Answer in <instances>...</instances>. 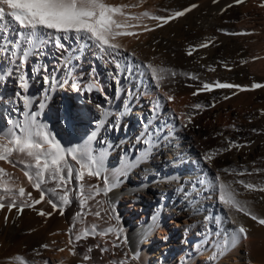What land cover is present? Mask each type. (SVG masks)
I'll list each match as a JSON object with an SVG mask.
<instances>
[{
	"label": "bare ground",
	"instance_id": "1",
	"mask_svg": "<svg viewBox=\"0 0 264 264\" xmlns=\"http://www.w3.org/2000/svg\"><path fill=\"white\" fill-rule=\"evenodd\" d=\"M106 2L116 6H128L123 8L124 15H118L117 19L126 22L125 30L136 32L139 36L138 39L132 36L118 38L117 42L121 48L127 51L117 59L122 63H132L131 58L125 61L124 56L135 53L136 63L151 62L154 66L174 70L177 75L166 79L162 85V91L174 95V101H162L163 106L153 114V102L162 93L156 90L147 75H134L130 78L127 73H123L120 76V84L117 85L109 75L116 71L112 63L106 64L105 60L95 54V49L84 48L78 52L77 49L81 48V45L70 39L63 42L71 51L57 50L52 43H46L42 47V54L30 55L20 69L9 64L7 59H0V72L4 74L3 79H0V130L11 127L3 118L4 114H9L8 117L12 121L24 119L25 102L15 95L21 92L28 98L27 111L37 113L39 122L45 125L62 145L68 147L88 144L93 154H102L105 174L115 187L106 195L101 193L100 197L105 200L103 204L111 215L118 217L117 227L113 222L111 227L122 229L120 239H117L116 232L101 235L110 226H102L99 218L95 215L93 217L92 206H89V210L92 208L91 216L84 218L79 189L73 179L68 185V204H63L58 195L48 193L44 201L32 208L25 207L22 214H17L15 208L11 212L7 207L0 210V264H97L98 256L94 250L97 247L107 249L102 255L116 262L118 259L113 245L118 241H122L123 248L128 252L129 258L124 253V257H127L126 264H264V226L253 221L250 216L232 213L231 219H228L219 212L213 213L212 208L208 213H203L206 207L204 201L194 199L190 195L176 199L178 193L163 206L167 195H171L172 191L178 188L180 178H187V174L191 177L197 176L199 172L197 164L193 161L196 158H191L190 154L191 151L196 152L197 147L183 140L187 133L185 124L190 126L186 116L195 111V108L190 107V113L187 112L185 106L188 107L189 104H186L185 98L177 97V90L188 91L192 88L189 80H194L199 88L204 83L216 81L244 87H251L253 83L264 84V7L260 6L264 4V0H245L241 4H235L234 0H217L216 3L213 0ZM192 4L198 7L183 17L171 20L154 31L143 30L145 25L153 27L157 23L151 19L152 14L167 16L170 12L182 10ZM145 11L150 13L149 17L134 19ZM128 25L133 27L129 28ZM255 27L256 35L254 34L255 38L252 40L251 32ZM245 30L251 35L245 37L226 34L243 33ZM208 40L212 41L208 47L198 48L191 56L187 54L190 46H198ZM75 56L79 58H73L71 65L65 66L64 59ZM93 68L95 79L102 91H88L86 88L93 80ZM181 72L198 79H190L189 75H183V78L179 76ZM20 75L27 77L26 92L20 89L16 82V77ZM42 76L55 77V83L42 81ZM225 96L229 98L219 104ZM192 97L202 103L200 110L204 114L205 123L202 129H198L199 135L207 126L209 128L224 122L226 112L231 118H234L231 114L239 117L242 112L235 107L239 106L238 104L244 106L243 115L251 114V107L256 108V114L264 110V87L250 92L237 88H214ZM215 99L218 101L215 110H206L204 102L208 100L211 103ZM58 100L63 101L61 105ZM63 104L69 109L65 111V121L60 116ZM53 118H56L58 124H64L57 125L62 135L66 132L65 128H69L65 141L58 137ZM149 120L152 123L147 130L153 131L163 127V132L156 135H167V138H161L158 144H154L146 153V145L142 141L145 139L144 125ZM260 120L264 123V113ZM124 124L126 131L121 134L119 129ZM173 139L176 140L175 149L170 150V142ZM132 143L136 148H132ZM22 158L29 159L18 153H13L10 157L14 160ZM69 161L74 164L70 158ZM126 165L130 166L126 168ZM186 166L189 172L184 174L182 169ZM22 167H13L5 161H0V168L5 170V174L0 175V181H6V186L12 187L17 195L18 188L24 187L26 194L31 193L32 199H39L40 192L29 183ZM195 179L192 186H195L199 193L212 191L213 183L208 177L207 180L200 179L199 176ZM201 180L204 181L203 184L198 183ZM98 183L102 186V182L95 177L85 175V195L89 185ZM42 187L49 188L46 184ZM3 191L4 187H0V192ZM48 199H52L62 208V215L59 210H53L47 203ZM10 201L11 197L5 194L4 202L7 204ZM90 201L88 200L87 204L90 205ZM40 210L52 215H38ZM255 211L257 217L264 218V197L256 199ZM93 225H96L95 234L83 238L92 242L88 247L91 252L80 248L75 240L73 244H69L70 227L74 237L85 229L91 231ZM239 225L248 230V239H240L221 251L222 236L230 235ZM45 244L49 245L47 249L41 247ZM70 248L75 251V255L69 251ZM85 255L90 256V259L84 261ZM17 256L22 259H15ZM133 256L138 258L133 259Z\"/></svg>",
	"mask_w": 264,
	"mask_h": 264
},
{
	"label": "snow or ice",
	"instance_id": "2",
	"mask_svg": "<svg viewBox=\"0 0 264 264\" xmlns=\"http://www.w3.org/2000/svg\"><path fill=\"white\" fill-rule=\"evenodd\" d=\"M214 3L217 0H213ZM245 0H234L235 4L244 3ZM135 6V5H134ZM233 5H229L232 7ZM264 7V4L260 5ZM127 5H111L106 0H0V59H7L9 64L15 66V68H22L30 55L33 53L42 54V47L46 43H52V45L61 51H71L67 48L63 41L74 40L81 45V48L77 51H83L84 48L95 49V54L105 63H112L115 66V72L109 73L112 79L117 85L120 84V76L123 73H127L131 78L136 75L138 77L148 76V78L154 83L156 90L161 91L162 95L158 97L152 105L151 112L156 114L163 106L162 101L172 102L174 101V95L169 92L162 91V85L166 79L174 78L177 73L166 67L154 66L153 63L139 62L136 63L135 53H128L124 56V60L128 61L132 59V63H122L117 57L121 56L127 50L122 49L117 42L118 38L125 36H132L139 38L138 34L133 31L125 30V21L117 19V16H123V8ZM198 7L196 4H192L182 10L170 12L167 16L151 15V19L157 23L153 27L145 25L144 31H154L155 28L163 27L171 20L183 17L186 13L191 12ZM150 13L145 11L134 19L140 20L142 17H149ZM128 27H133L128 25ZM229 35H249L251 33H226ZM212 41L208 40L201 43L198 46H190L187 54L192 55L198 48H205L211 44ZM78 59V56L67 57L64 59L65 66L71 65L72 59ZM110 58V59H107ZM19 61V63H17ZM246 63L247 61H242ZM210 71L214 69L209 68ZM45 71H47L45 69ZM11 73H9L10 75ZM192 79H198V77L191 76ZM3 73L0 72V79H3ZM93 80L86 86L88 91L97 89L102 91L101 86L95 79V69H92L91 73ZM46 83H55V77L49 78L45 76ZM18 87L24 92L28 89L27 77L25 75L19 76ZM264 87V84L253 83L250 89L241 88L239 85H233L231 83L213 82L204 83L201 88L194 92L193 95L199 94L200 91H212L214 88L219 89H232L237 88L241 91L258 89ZM129 90V95H131ZM235 94V93H234ZM20 99L24 100L25 112L23 113L24 119L18 122L8 120L10 128L0 130V161H5L11 164L13 167L18 165L23 166V174L27 177L29 183L35 190L40 192L39 199H32L31 193L25 192L24 187L18 188V195L12 187H7L6 181H0V187H4V191L0 192V210L7 207L11 212L14 208L17 214H22L25 207L32 208L36 204H40L45 200L46 194L52 193L58 195L60 201L63 204H68L69 191L68 185L73 181L77 182L79 189V197L81 207L83 208L88 200H94L96 196L104 193L105 195L115 187V184L109 179L108 175L104 171V158L102 154H93L92 148L88 144L72 145L65 147L62 143L51 134L47 127L41 124L38 120L37 113L29 112L28 98L23 96L21 92L15 94ZM225 99L229 97L225 96ZM195 109H200L202 105L195 104L192 106ZM264 113V110H262ZM186 114H181L185 116ZM188 123H191V116H186ZM152 121L149 120L145 123V139L142 141L145 145L146 153L154 145L158 144L161 138L166 139L167 135L160 137L156 133L163 132V127H158L153 131H148ZM187 127V124H185ZM234 127V126H233ZM255 131V130H254ZM148 137H154L155 139H148ZM234 143L229 144L230 150ZM13 153L23 154L29 159H10ZM216 153H206L204 160L206 163H210ZM69 158L73 163H70ZM34 161V163H32ZM78 166V167H77ZM126 165L125 167H129ZM222 171L231 173L233 170L223 169ZM260 171V170H257ZM5 174V170L0 168V175ZM245 172L237 173V175H244ZM251 174V173H247ZM85 175L88 177H95L98 181L102 182L96 185H89L87 195L84 192L83 181ZM220 179L219 176L216 178ZM54 182V188L45 189L43 185ZM203 184L204 181L198 182ZM243 185L246 190H259L264 191V188L257 189L255 185L251 183H245L244 181H237ZM220 188V201L225 204L229 209H235L238 212H243L245 215L251 217L253 221L264 226V218H259L256 215L246 210V207L242 205L237 199L234 190H229V186L221 183ZM59 190V191H58ZM5 194L11 197L9 203H5ZM26 196V198H25ZM30 201V202H29ZM47 203L50 204L54 211L59 210L61 215L63 214L62 208L54 202L52 199H48ZM41 216H51L52 213H45L43 210L38 212ZM79 215V214H78ZM97 217H100V212L94 213ZM118 219V217H116ZM8 217H5L7 222ZM96 225L92 226L91 231L85 229L81 234L72 235V228L69 229V244H73V240L79 241L86 238L89 234H95ZM116 232L117 239H120V232L122 229H116L109 227L101 235H107L108 233ZM55 235V233H54ZM240 239H248V230L239 225L230 235L222 236L221 251L231 247ZM55 243V242H53ZM41 247L47 249L49 245L45 244ZM113 247H119L118 244H114ZM64 249H60L63 251ZM69 251L75 255L73 249ZM91 252V248L88 249ZM101 251H107V249H101ZM219 255V253H217ZM133 259H137V256H133ZM17 260L22 258L17 256ZM90 259V256L85 255L84 261ZM127 257L124 260L118 262V264H126Z\"/></svg>",
	"mask_w": 264,
	"mask_h": 264
},
{
	"label": "rangeland",
	"instance_id": "3",
	"mask_svg": "<svg viewBox=\"0 0 264 264\" xmlns=\"http://www.w3.org/2000/svg\"><path fill=\"white\" fill-rule=\"evenodd\" d=\"M247 30H249V29H247ZM247 30H245V32H243V33H248L250 31V30L249 31H247ZM251 33H252L251 37L253 38L252 40H254L255 35H256V27L252 29ZM244 36L247 37L248 35H244ZM200 49H202V48H200ZM254 49L256 50V47ZM181 73L179 76H182L183 78H185V76H183ZM44 78L45 77L42 76V81H45ZM16 82L17 83L19 82V77L18 78L16 77ZM189 83H190V85H192V86H190L192 88H190L188 91H186V90H179L178 91L177 90L176 94H177V97H179L181 99L185 98L187 100L186 101L187 103L186 102L185 103L187 105L188 104L189 105H188V107L187 106H185V107L187 108V112L190 113L189 109H191L193 105L202 104V103H199L195 99L193 100V97H192L193 93L197 92V90L199 89L200 86L195 84L194 80H191V81L189 80ZM196 85H197V87H196ZM193 86H195V87H193ZM193 88H195L196 90H194ZM241 88L250 89L251 87L241 86ZM251 90H253V89H251ZM64 91L68 92L65 89H64ZM245 91L250 92L249 90H245ZM200 92H202V91H200ZM68 94H69V92H68ZM225 100H226L225 98H222V101H219V104H223L225 102ZM188 101L190 103H188ZM58 102L61 105L63 101L58 100ZM192 102L193 103L195 102V103L193 104ZM217 103H218V101L216 99L212 100L211 103L208 100L204 102V104L206 105V110H209V111L215 110V105H217ZM67 105H68V103H67ZM238 105L239 106L236 105L235 107H237V109H239L242 112V114H240L239 117L235 114H231L234 117V118H231L228 116V114L226 112V116H225L226 118L224 117L225 118L224 122H222L218 125H214L213 127H209V128H207L208 127L207 126L206 128L203 129V132L201 135H199L198 129H202L201 127L205 123L204 122V114L202 113V110L195 109V111H193L189 114L191 116V123H190V126L185 127L187 133L185 134L183 140L187 143L191 142V144H193L197 147L196 152L191 151L190 154H191V158L192 157L196 158L193 161L195 162V164H197V166L199 168V172H198L197 176L193 175L191 177L190 174H187L189 172L188 166L183 168L182 172L184 174L189 175V176L187 178L183 176V179L180 178V180H179L180 182H178L179 183L178 188L176 190H173L171 195L170 194L167 195V199L165 200V203L164 204L162 203L163 206L166 205L167 201L171 197L175 196V194L178 193V195L176 196V199H181L182 197L187 198V196L190 195L194 199L204 201V203L206 204V207L202 211L203 213H208L209 210H211V208H212L213 213L219 212L220 214L226 216L228 219H231L230 216L232 215V213H234L236 215H240V213L243 214V212H238L235 209H229L225 204H223L220 201V199H219V195H220L219 185L221 183H223V184L229 186V190H234L235 195H236V199L242 205H244L246 207L247 211L252 212L251 214H253V215H256V211H255L256 210V199L263 198L264 197V191L246 190L243 187V185H241L240 183H237V181H244L245 183H251V184L255 185L257 189L264 188V151H263L264 150V148H263L264 147V135H263L264 134V127H263L264 123L262 120H260L262 113L257 112L258 114H256V108L253 109L251 107L250 111H252V113L243 115L244 111L242 110V108L244 106H242L240 104H238ZM255 107H256V104H255ZM66 109H68V108L65 107V104H63V107L60 108V112H61L60 116L63 117L62 120H64V121H65V119H64L65 115L64 114H65ZM259 114H261V115L259 116ZM2 116L8 122L9 114L8 115L4 114ZM186 120H187V118H186ZM256 122H258V124H256ZM262 123H263V125H262ZM53 124H54V127L56 128V131L58 133V137L60 138V140L65 141V139L67 138L66 134H69V128L68 127L65 128L66 132H65V134L62 135L61 132L59 131L60 129L57 127V125H64V124H60V123L58 124L56 118H53ZM119 131L121 134L125 133V131H126L125 124L122 125V127H120ZM260 137H262V139ZM175 142H176L175 139H173L170 142V146H169L170 150L175 149ZM230 142L234 143L235 145H239V147L233 146V147H231L230 150H225V149L229 148ZM256 147H257V151H256ZM132 148H136L134 143H132ZM210 152L216 153V154L214 155V158L212 159V161L210 163H206L203 158H204L206 153H210ZM223 169H230L233 171L231 173H228V172L222 171ZM257 170H260V171H257ZM240 172H245V174L244 175H237V173H240ZM192 173H194V172H192ZM247 173H251V174L249 175ZM198 176L200 179L206 178V180L208 177L209 181H212L213 188H212V191L210 193L205 192L204 194L203 193L201 194L196 190L195 186L194 187L192 186V184L194 183V179ZM217 176L220 177L219 180L216 179ZM46 186H48L49 188H54L55 183L49 182L46 184ZM98 196L99 197H97V196L95 197L96 199L90 201V205L88 203L82 208V215L83 216L85 215L84 218L89 216V215L91 216L92 208L89 210V208H90L89 206H92L94 208V211L92 214L93 217H94L95 212H97V211L100 212L101 215H100V217H98L99 218L98 221L100 222V224L102 226H108V227L110 226L111 227V222H113L117 227L115 216L111 215V213L108 211L107 207H105V205H104L105 200L103 201V199H101L100 195H98ZM157 204L159 205V202H157ZM211 205H212V207H211ZM253 205H254V207H253ZM229 210H230V212H229ZM95 217H97V216L95 215ZM112 228H115V227H112ZM110 234H112V233H110ZM110 234H109V236H110V238H112V236ZM89 241L90 240L81 239V240L77 241L76 243L79 245L80 248L88 249L90 244H92V242L91 241L89 242ZM114 244L119 245V247H114V249H115L114 252L117 255L118 260L116 262H114L110 257L107 258V257L103 256L102 253H104V252L101 251V249H98V247H97V248H94V250L98 256V258L96 260L97 264H118L119 261L125 259L124 253H126V256H128V258H129V255H127L128 252L122 246V244H123L122 241H118ZM128 263H129V260H128ZM129 264H131V263H129Z\"/></svg>",
	"mask_w": 264,
	"mask_h": 264
}]
</instances>
